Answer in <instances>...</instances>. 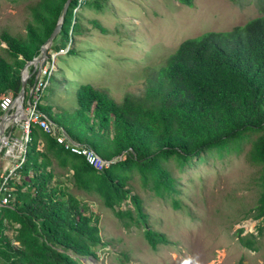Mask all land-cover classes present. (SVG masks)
<instances>
[{
	"label": "trees",
	"instance_id": "trees-1",
	"mask_svg": "<svg viewBox=\"0 0 264 264\" xmlns=\"http://www.w3.org/2000/svg\"><path fill=\"white\" fill-rule=\"evenodd\" d=\"M81 1H70L54 40L70 42L68 38L79 30L73 10ZM179 1L193 4V0ZM64 2L38 0L30 6L32 22L27 23L24 37L6 31L1 34L5 47L0 54V100L7 94L18 95L20 71L39 54ZM94 2L101 8L106 0ZM255 2L261 14L243 25L183 40L155 78L148 79L143 95L127 93L116 101L105 90L82 84L73 116L53 118L47 107L37 105L68 138L113 161L97 172L82 156L69 152L41 126L32 124L19 178L8 182L14 186L13 197L9 204L0 205V264H80L81 258L96 256L93 247L102 243L97 220L74 195L52 184L49 166L53 159L70 163L75 182L99 186L109 196L110 205L129 198L133 209L125 213L145 225L144 235L152 248L167 239L147 224L139 195L117 171L133 166L142 169L159 156L187 159L258 133L247 158L261 166L264 185V0ZM33 82L34 73L27 79V88ZM155 176L172 188L169 174L157 170ZM258 201L255 218L264 216V188ZM123 213L117 212L119 216ZM9 226L15 232L13 239L5 233ZM239 240L255 250L252 241L242 236Z\"/></svg>",
	"mask_w": 264,
	"mask_h": 264
},
{
	"label": "rangeland",
	"instance_id": "rangeland-1",
	"mask_svg": "<svg viewBox=\"0 0 264 264\" xmlns=\"http://www.w3.org/2000/svg\"><path fill=\"white\" fill-rule=\"evenodd\" d=\"M37 1L0 0V37L5 31L24 37L32 22L30 6ZM94 1L82 0L73 10L79 30L70 42L57 37L49 47L55 51L67 43L57 50L56 69L47 76L39 103L53 118L75 114L82 84L103 89L116 101L127 93L143 95L148 79L183 40L230 30L261 14L255 0H193L192 6L179 0H106L101 8ZM3 47L0 39V54ZM19 134L15 127L13 136ZM257 134L187 159L159 156L142 169L117 171L139 195L147 224L165 235L167 242L156 248L145 238V225L125 213L133 209L129 198L110 205L99 186L75 182L70 163L59 159L49 166L52 184L74 195L97 220L102 243L93 247L92 264H264V216L255 218L264 188L261 166L247 158ZM157 170L169 174L171 189L157 180ZM5 233L13 239L15 232L9 226Z\"/></svg>",
	"mask_w": 264,
	"mask_h": 264
},
{
	"label": "built area",
	"instance_id": "built-area-1",
	"mask_svg": "<svg viewBox=\"0 0 264 264\" xmlns=\"http://www.w3.org/2000/svg\"><path fill=\"white\" fill-rule=\"evenodd\" d=\"M62 49H59L61 51ZM59 51L49 50L48 57L43 65L34 72V82L27 90V97L23 104L24 113L20 116L17 112L15 118L5 123L4 134L0 145V151L3 149V170L0 172V205H7L12 198V189L8 182L13 178H19L17 173L25 161L27 145L30 142V126L37 123L43 130L52 134L56 141L64 146L69 152L80 155L92 167L102 169L108 167L113 161L102 159L91 147L75 142L58 129L40 110L37 105L40 103L43 90L47 86V76L56 69L55 59ZM61 54V52H60ZM15 97L11 94L4 95L0 100V118L5 111L11 113L15 110ZM20 131L18 136H13L14 128ZM115 160V159H114Z\"/></svg>",
	"mask_w": 264,
	"mask_h": 264
},
{
	"label": "water",
	"instance_id": "water-1",
	"mask_svg": "<svg viewBox=\"0 0 264 264\" xmlns=\"http://www.w3.org/2000/svg\"><path fill=\"white\" fill-rule=\"evenodd\" d=\"M70 1L71 0H65L61 14L56 22V25L53 28L50 35L47 37V39L41 44L39 54L33 57L30 61H27L20 71L21 88L14 100L15 110L12 113L9 110L5 111L0 118V143L3 138L5 123L10 119L15 118L17 112L23 109V101L25 98L27 85H28L27 79L43 65L45 59L48 57L49 47L51 46L54 38L58 35V33L61 30V26L64 21ZM29 66L33 67L30 72H29ZM81 261L83 262V264H90V263L92 264L96 262V257L93 256L83 257L81 258Z\"/></svg>",
	"mask_w": 264,
	"mask_h": 264
},
{
	"label": "crops",
	"instance_id": "crops-1",
	"mask_svg": "<svg viewBox=\"0 0 264 264\" xmlns=\"http://www.w3.org/2000/svg\"><path fill=\"white\" fill-rule=\"evenodd\" d=\"M43 113V112H42ZM44 114V113H43ZM51 121V120H50ZM52 122V121H51ZM53 123V122H52ZM54 124V123H53ZM2 170H3V165H2V167H0V172H2Z\"/></svg>",
	"mask_w": 264,
	"mask_h": 264
},
{
	"label": "bare ground",
	"instance_id": "bare-ground-1",
	"mask_svg": "<svg viewBox=\"0 0 264 264\" xmlns=\"http://www.w3.org/2000/svg\"><path fill=\"white\" fill-rule=\"evenodd\" d=\"M21 113H20V116H23L24 115V113L22 112V111H20ZM249 226H252V224H250Z\"/></svg>",
	"mask_w": 264,
	"mask_h": 264
}]
</instances>
